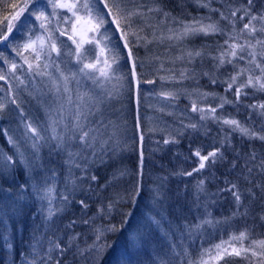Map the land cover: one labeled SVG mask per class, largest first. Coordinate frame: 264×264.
Listing matches in <instances>:
<instances>
[{"label": "trees", "instance_id": "16d2710c", "mask_svg": "<svg viewBox=\"0 0 264 264\" xmlns=\"http://www.w3.org/2000/svg\"><path fill=\"white\" fill-rule=\"evenodd\" d=\"M23 3L24 0H0V21L5 16L10 17ZM13 4L18 7L13 9L11 7ZM243 4H246V0H235L233 3H229L228 0H216L212 7L221 8L223 5L222 10L227 14L228 7ZM254 7L257 11H264V0H255ZM171 13H176L179 18L187 20L191 16L207 13V9L198 8L193 0H190L188 7L181 5ZM27 15L25 13V16ZM67 15L60 10V25L63 29L67 26L63 22V17ZM25 16H22L21 20H24ZM212 16L214 20L219 18L217 13H212ZM33 21L34 17H29L26 27L13 30L10 37L11 45L0 44V52H3L9 62L23 63L21 57L16 56L12 49L26 41L29 28L36 27L38 31L39 22L34 24ZM19 23L18 21L17 24ZM55 23L56 21L53 20V24ZM221 27L230 30L224 23ZM239 27H242V24H237V28ZM36 31L31 33L32 37ZM142 33L144 31L141 35ZM54 38L62 51L68 44V33L60 36L56 32ZM224 39L225 37L220 35L192 37L188 39V43L192 46V50L201 49L203 46L202 57L195 58L193 64H181L178 59L166 63L177 62L176 65L184 68L187 66L189 70H194L193 78L184 79L181 85L171 90L178 93V98L174 100L175 104L171 102L174 106L161 97L162 104L159 103L161 109L175 114L171 125L157 128L144 121L142 128H138L135 125V118L140 117L141 120L142 116H149V113L158 106L148 99L154 105V109H150L145 99V102L139 104L131 99L129 117L132 120H127L128 125L118 127L120 129L128 127L123 135L127 141L120 140V144L124 145L118 149L88 156L90 159L88 157L85 159L89 163L87 169L84 161L77 162L81 165L80 168L66 163L68 155L61 149L60 151L56 149L57 145L41 144L40 157L44 169L36 178H33L32 173L26 172L25 167L19 163L15 164L14 173L0 175V264H29L37 253L43 255L47 252L48 240L52 238L58 239L61 245L68 249L62 255L58 250L52 253L54 259L60 260L61 264H118V258L119 264H179L177 254L188 247L191 241L195 242L191 243L189 251L191 258L195 259L201 247L207 249L220 243L221 240L227 241L233 232L238 234L246 227L254 226L253 239L264 238V220L261 219L264 215V190L257 187L264 185V171H261L264 141L242 136L238 131H233L231 126L223 125L211 118L207 122L209 128L203 129V132L191 128L185 133L182 126V123H185L184 118L190 119L187 109L191 110L193 102L216 107L221 102L219 97L235 99L234 89L225 92L227 85L220 82L226 80L233 72L231 65L217 70L214 67L216 62L211 58L218 55L219 46L223 45ZM147 46L150 47L151 43ZM138 47L134 51L139 49V54L143 55V52H146L143 46ZM24 56L30 61L33 60L30 52H25ZM56 58L52 56V61ZM145 61L160 66L151 56ZM7 68L8 65L0 60V70L7 74ZM25 69L26 65L16 74L23 77ZM213 78L217 79L216 84L211 83ZM9 80L15 90L17 82L12 80L10 74ZM0 86L7 89L4 81H0ZM244 91L248 93L247 97L242 96L239 104H225L223 108H217L216 116L236 119L260 131L261 125H264V116L260 115V109H252L248 106L264 103V92L252 88ZM141 92L144 98V91ZM17 93L20 94L21 91ZM131 93L129 92L128 95L130 98L134 96ZM201 93L213 95L205 100ZM0 96H5L7 101L5 92H0ZM13 109L14 106H10L9 110L0 115V170L4 157L11 156L15 152L8 144L3 130L7 129L11 135L20 137L23 128L22 123L13 120V114L10 112ZM186 113L188 116L185 115ZM24 118L30 120L37 129H41L39 132L41 141H45L42 127L29 115ZM168 126L170 128H167ZM161 129H167L178 135L177 139L170 138V142L165 144L164 134L156 132ZM217 149L220 151L214 162L210 160L206 163V169L193 171L199 167L196 151L207 155ZM252 154L256 155L255 160L250 159ZM15 159L14 157L13 162ZM234 162L235 166H233ZM248 167L253 169L251 174L248 172ZM52 171L55 172V177L49 180V184L54 188L51 193L52 206L63 208V211L58 212L52 220H46L50 205L47 199H41V193H38L36 188L38 180L42 183V179L51 176ZM187 172H192V175H185ZM92 175L96 176L95 181L91 180ZM200 181H204L203 190L198 188ZM20 185L26 187L21 190ZM232 185H236V190L241 194L243 207L239 212L232 191L229 190ZM137 186L139 192L133 201L130 193ZM157 189L161 192L159 198H156ZM252 192L255 193L254 197ZM64 195H69L67 205L61 201ZM109 199L119 200L116 208L110 215L99 213L98 209L101 205L106 206ZM81 200L87 204V208L82 207L79 203ZM245 209L247 216H242ZM126 213L131 215H124ZM205 218L228 222L220 223L218 226L205 225L199 231L194 230L189 237L187 228L199 224ZM83 220H90V223L84 224ZM73 221L76 223L73 224ZM122 221L126 223L123 224L121 231L105 232V238L112 247L102 256H97L90 248L96 237V229H103L113 224L120 228ZM69 237H75L70 247ZM247 243L245 241V244ZM9 244L12 247H8ZM37 264L40 262L37 261ZM209 264L214 262L209 261ZM216 264H248V262L242 257L231 256L225 257V260Z\"/></svg>", "mask_w": 264, "mask_h": 264}, {"label": "snow or ice", "instance_id": "6c2138e0", "mask_svg": "<svg viewBox=\"0 0 264 264\" xmlns=\"http://www.w3.org/2000/svg\"><path fill=\"white\" fill-rule=\"evenodd\" d=\"M193 2L198 8L207 9L208 14L191 16L187 20L181 19L172 15L166 9L163 0H24L23 5L19 6L18 10L13 11L10 17L5 16L0 21V44L2 45H11L10 37L13 30L26 27L29 23V17H34V24L39 22L38 28L41 32L33 39L31 33L37 29L36 27L29 28L26 41L12 49L16 56L21 57L22 64H17L15 61L9 62L3 52H0V60L8 65L7 74L0 70V81L7 84L6 90L0 86V92H5L7 96V101L5 96H0V115L9 110L10 106H14V109L19 112L23 124L19 138L11 135L9 130H3L8 144L16 151L13 155L4 157L0 175L6 176L10 172L14 173L16 163L24 166L26 172L32 173L33 178H36L37 174L44 169L40 157L42 137L37 127L30 120L24 118V109L17 99V92L20 89H27L28 80L25 77L32 79L47 77L51 83L48 92H41L39 95L47 96L49 93L51 94L50 103L52 106L45 104L43 107L49 117L53 132L56 133V129L62 126V133H57L53 137L59 142L58 147L60 145L67 147L78 141L83 148H94L98 140L103 145L115 138V133H112L107 140H101L107 129L103 119L104 105L114 97L119 96L120 90L125 87L121 80L126 79V77L117 75L120 69V60L123 58L121 49L126 50V59L131 61L130 76L132 80H135L137 94L141 83H155L154 80H140L139 74L136 72V61L133 56L131 42L136 45L143 43L147 46L153 41L164 43L165 40L181 44L192 37L201 35L205 37L211 35L225 37L223 45L219 46L218 55L211 58L216 62L214 67L217 70L226 65H231L233 72L229 74L226 80L220 82L227 85L225 92L234 89L235 99L228 100L226 96L219 97L221 102L216 107L211 105L198 107L197 103L193 102L191 111L200 114V121L211 118L223 125L231 126L233 131H238L242 136L264 141V125H261L260 131H256L254 127L246 126L236 119L216 116L217 108H223L225 104H239L242 96L247 97L248 93L244 91L245 89L252 88L264 92V11L255 9V0H246V4L236 7L230 6L227 8V14L222 10L223 5L221 8L212 7L216 0H193ZM228 2L233 3L235 0H228ZM11 7L16 9L18 6L13 4ZM57 10H67L74 18L63 17L65 24L71 23L72 34L68 35V39L72 40L75 45L70 53L75 61L73 65L75 70H70L67 74L59 64L53 65L50 63L53 53L57 58L62 54L54 38L55 33L58 32L60 36L67 35V29L61 28V17ZM81 10H83V15ZM25 13L28 15L25 16ZM212 13H217L219 18L214 20ZM22 16H25L24 20H21ZM154 16L160 17L157 25L151 23ZM53 20L56 21L55 24H53ZM17 21L20 22L19 25L16 23ZM222 23L226 24L230 30L221 27ZM137 24L152 28L151 38L148 35L142 36L140 33L144 31V27L138 28ZM165 24H176L178 27H168L165 31L161 27ZM237 24H242V27L237 28ZM109 26H111V29ZM117 41L120 43H117ZM85 44L93 46L91 49L93 53H96L97 49L99 50V54L93 55L92 62H85L86 54L89 51L84 48ZM172 46L174 45H169V47ZM202 48L197 50L182 49L181 55L176 59L182 63L191 64L195 58L202 57ZM25 52H30L33 60L30 61L27 56H24ZM25 65L24 76L17 75L18 70L24 69ZM50 67L55 68L58 76L48 71ZM160 69L168 73L167 76L160 77L162 82L167 79L179 83L194 76V70L188 68L181 69L179 77H177L174 67L164 69L163 64H161ZM9 74L12 80L17 82L15 90L11 80H9ZM205 75L209 74L205 73ZM217 82V79H211L212 84ZM73 84L76 86L75 90L72 87ZM109 85H111L110 88ZM82 87L84 90H81ZM29 95H32V93H29ZM157 95L158 97H164L169 104L178 98V93L173 91H162ZM200 95L206 100L213 94L201 93ZM33 98L37 97L33 96ZM248 107L260 109V115L264 116V103L249 105ZM186 127L196 129L197 125L190 124ZM141 140H143V136H141ZM169 142L167 139L164 141L165 144ZM219 151L217 149L207 153V155H202L200 151H196L195 155L199 158V167L193 171L204 169L206 162L210 160L214 162ZM80 155L78 152L69 151L66 163L80 168L81 165L77 163ZM93 155L96 156L97 154L93 152ZM14 157L16 158L15 162H13ZM84 159L87 158L84 157ZM250 159L255 160L256 155L252 154ZM233 166H235V162ZM252 170V167H248L249 174ZM261 171H264V160H261ZM185 175L190 176L192 172H187ZM54 177L55 172L52 171L51 176L42 179V183L38 180L36 188L37 192L41 193V199H47L50 205L45 217L46 220H52L58 212L63 211V208L58 209L52 206L51 193L54 188L49 184V180ZM96 179L95 175L91 176V180L95 181ZM203 184L204 181L199 182L198 188L200 190H203ZM25 187L26 185L19 186L21 190ZM257 187L264 190V185H257ZM8 190L11 191V189ZM229 190L232 191L237 205V212H239V209L243 207L241 194L236 190V185H232ZM249 191L251 192V190ZM138 192L139 187L137 186L130 193L133 201ZM69 195H64L61 198L63 204L67 205L69 203ZM160 195L161 192L157 189L156 198H159ZM252 195L254 197L255 193L252 192ZM118 202L119 200L109 199L107 205H101L98 212L110 215ZM79 203L82 207L87 208V204L83 200ZM124 215H131V213ZM233 215L235 216V213ZM241 215L247 216V209ZM261 219L264 220V215L261 216ZM82 222L89 224L90 220H83ZM227 222V220L215 221L205 218L199 224L189 226L187 235L191 237L194 230L199 231L205 225L218 226L220 223ZM72 223L76 222L73 221ZM124 223L126 221H122L120 228L113 224L103 229H96L95 240L90 246L91 250L97 256H102L107 249L112 247L105 238V232L115 233L121 231ZM253 231L254 226L246 227L238 234L233 232L227 241L221 240L220 243L207 249L201 247L195 259L191 258V252L189 251L191 243L195 242L191 241L188 247L177 254L179 264H209V261L216 264V262L225 260V257L231 256L242 257L248 264H264V238L253 239ZM74 239L75 237H69V247ZM245 241L248 243L245 244ZM8 247H12V245L9 244ZM57 250L62 255L68 249L62 246L58 239H49L47 252L43 255L37 253L29 264H37V261L40 264H61V261L54 259L52 255ZM33 251L35 252V245Z\"/></svg>", "mask_w": 264, "mask_h": 264}, {"label": "rangeland", "instance_id": "374dc122", "mask_svg": "<svg viewBox=\"0 0 264 264\" xmlns=\"http://www.w3.org/2000/svg\"><path fill=\"white\" fill-rule=\"evenodd\" d=\"M163 4L165 5L166 9L170 12H175V8L180 7L181 5H185V6H189L190 5V0H163ZM102 8V5H101ZM59 15H60V10H57ZM64 12V14H68L67 17H69L70 19H74L71 16L70 12H67V10H61ZM178 15H179V11L177 10ZM81 14L83 15V10H81ZM176 14V13H175ZM174 13H172V15H175ZM208 14V10L207 13H204L202 15H206ZM180 16H182V14H180ZM178 17V16H177ZM160 21V17L159 16H154V18L152 19L151 23L153 25H157ZM18 23V21L16 22ZM144 27L143 25L137 24V27ZM162 28H164V30L166 31V29L168 27H172V28H176L178 27V25L176 24H165L161 26ZM109 28L111 29V26H109ZM67 29V33L68 35H71V23H67L66 26ZM152 28H147L144 27V33H142L143 35H148L151 38L152 35ZM159 31V29H158ZM41 32V30L38 29V31H36V34L33 35V39L36 38L37 35H39ZM141 34V33H140ZM91 35V34H89ZM62 43H63V38H62ZM117 43H120L119 41H117ZM174 45L172 47H169V45ZM138 46H143L144 51L143 55L139 54V49H137L136 51H134V49L139 48ZM92 45H88L85 44L84 48L88 49L89 51L86 54V60L85 62H92V57L93 55H97L99 54V50H96V53H93L91 51L92 49ZM75 48V45L73 44L72 40L68 39V44L67 46L63 47L62 51H61V55L56 58L55 53L52 54L53 57L56 58L55 61L51 60V64L55 65V64H59L61 69L67 74L69 73L70 70L74 71L75 68L73 67L75 61L73 56L70 54L72 49ZM182 49H190L192 50V46L188 43V40L181 43V44H176L174 41H168L165 40L164 43H159L156 41H153V43H151V46H145L143 43H140L139 45H136L135 43L132 45V52H133V56L135 58L136 61V72L139 74V78L141 81H147V80H154L155 83H141L140 88H139V93L137 94L136 91V87H135V80H132L131 76H130V69H131V61H128L126 59V50L121 49V56L123 57L120 60V69L119 72L117 73L118 76H124L126 77V79L121 80V83H123L125 85V87L123 89L120 90V95L114 97L113 99H111L110 102L106 103L104 105V122L107 125V129H106V133L104 134L103 137H101V140H107L108 136L111 135L112 133H115V138L113 140H110L107 144H101V142L98 140L95 145L94 148H83L78 141H75L74 144H71L70 146H64V145H60V148L58 146V141L56 139H54V135L57 133H62V126L56 129V133L53 132L52 128L50 127V121H49V117L48 115H46L45 110L43 105L48 104L49 106H52L50 101H51V94L49 93L47 96H42L39 95V93L44 92L47 93L48 89L51 87V83L48 80L47 77L41 78V77H36L35 79H32L30 77H26V79L28 80V84H27V89H20L21 93L18 94L17 93V99L19 100L21 106L24 109V116L29 115L30 118L36 122L39 126L42 127V135L43 138L45 139V141H41V144H51L54 145L56 149H58L60 151V149L62 151L65 152L66 155H68V152H74V153H80V157L77 159V162H81L84 161L86 163V169H87V164L88 160L85 161L84 157H88L90 155H93V152L98 153H104L107 152L109 150L112 149H118V147H120L121 145L124 144H120V140H125L127 141L126 138H123V135L126 132V129H128V127L126 128H118L121 125H128L127 120H132L131 117H129L131 108H130V101L132 99V101L136 102V104L138 103H142L145 102L144 99L146 100L147 104L149 105L150 109H154V105L151 102L157 103L156 105L158 106L157 109H154V111H152L151 113H149V116H142L141 120L140 117H136L135 118V125H137L138 128H142V123L144 121L148 122L149 124H152L153 126L157 127V128H163L166 127V125H171V121L174 119L175 114L173 112H166V111H161V106L159 103L162 104L161 102V97L158 98V93L162 92V91H171L174 90L175 87H177V85H181V82H184V80H182L181 82L177 83L175 81H170V80H165V81H161L160 77L161 76H167L168 73L165 72L164 70L160 69V66H156L153 65V63L149 62V61H145L147 60L148 57H152L153 60L155 61V63H157L158 65L161 64H166L169 62H172L174 60H176V57H178L179 55H181V50ZM141 55V59H139ZM157 57H159V59H157ZM200 58V57H197ZM199 59H197L198 61ZM141 61V62H139ZM43 63V62H42ZM140 63V65H138ZM177 62L172 63V64H166L168 66H163L164 69H170V68H175L176 69V75L177 77H179V71L181 69H184L183 66L180 65H176ZM181 64H185V63H181ZM193 64V63H191ZM150 66V67H149ZM187 68V66L185 67ZM48 71L52 72L53 75L58 76V73H56V70L54 67H50L48 69ZM130 81V83H129ZM113 83H115V81H113ZM83 84V82H82ZM90 84V82H89ZM73 89L75 90V84L72 85ZM109 88L111 87V85L108 86ZM173 87V88H172ZM160 89V90H159ZM81 90H84L83 87L81 88ZM142 91H144V98L142 97ZM129 92H133V94L131 93L132 98L128 97ZM29 93H32V95H29ZM33 96H36L37 98H33ZM148 99H150L151 102L148 101ZM175 104V101H172ZM171 103L173 106L174 104ZM145 105V104H144ZM198 107H205L207 105H204L202 103L197 104ZM10 112L14 115H12L13 120H17L21 123V118L19 115V112L15 109L10 110ZM187 112H189V117L190 119L187 117L184 118L185 123H182L183 128L185 129V133H187V130H190L191 127H186L187 125L190 124H196L197 125V130H200L203 132V129L205 128H209V126L207 125L208 119H206L205 121H200L199 119V113L198 112H192L191 110L187 109ZM197 113V114H196ZM139 114V113H137ZM152 114V116L150 115ZM187 115V113L185 114ZM188 116V115H187ZM169 120V121H168ZM174 123V121H173ZM151 126V125H150ZM116 128V129H115ZM167 128H170V126H168ZM155 129V128H154ZM39 132H41V129H39ZM152 131V129H151ZM156 132H160L161 134H164L165 138L167 140H169L170 138L172 139H177L178 135H174L173 132L168 131L167 129H161V130H156ZM154 137V136H153ZM19 138V137H17ZM179 138V137H178ZM77 149V150H76ZM15 150V149H14ZM16 151V150H15ZM42 151V149H40V152ZM91 157V156H90ZM88 159H90L88 157ZM90 162V161H89ZM207 163V162H206ZM90 164L92 165V162H90ZM207 167L205 166L204 169H206Z\"/></svg>", "mask_w": 264, "mask_h": 264}]
</instances>
